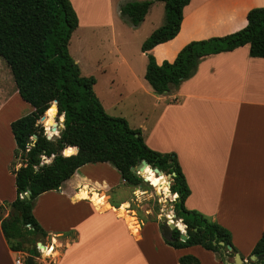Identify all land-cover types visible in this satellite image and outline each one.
Segmentation results:
<instances>
[{
  "label": "crops",
  "instance_id": "1",
  "mask_svg": "<svg viewBox=\"0 0 264 264\" xmlns=\"http://www.w3.org/2000/svg\"><path fill=\"white\" fill-rule=\"evenodd\" d=\"M70 1L79 27L91 20L105 21L97 9L101 4L108 6V24L112 25L114 0ZM143 1L153 2L148 16L158 0H116L118 13L125 3ZM84 4L92 5L90 11L97 13L89 11L86 22L80 8ZM254 8H264V0H191L183 11L179 34L151 54L159 65L174 62L188 43L246 27L247 15ZM127 68L133 72L132 65ZM151 98L154 115L146 144L157 152L177 155L191 191L185 207L228 229L245 264L264 232V59L251 57L249 45L207 56L192 78L163 95L151 93ZM32 111L11 72L1 68L0 218L9 216V204L17 198L13 171L21 166L15 160L17 144L11 124ZM108 170L115 176L94 174ZM115 171L109 163L88 164L59 190L39 196L33 212L47 233L39 242L48 248L34 257L35 264H180V258L197 257L196 250H205L201 246L176 249L166 243L160 221L140 222L132 216L137 189L134 197L117 195L125 182ZM82 193L88 197H81ZM95 195L105 198L104 203H96ZM135 222L138 228L133 230ZM177 223L185 232L182 220ZM207 252L218 259L216 264H231ZM17 257L0 220V264H16Z\"/></svg>",
  "mask_w": 264,
  "mask_h": 264
},
{
  "label": "trees",
  "instance_id": "2",
  "mask_svg": "<svg viewBox=\"0 0 264 264\" xmlns=\"http://www.w3.org/2000/svg\"><path fill=\"white\" fill-rule=\"evenodd\" d=\"M161 1L165 4V24L141 47L148 58L145 79L156 94L163 95L192 78L202 59L210 55L249 45L251 57L264 59V8H254L249 11L248 24L243 29L223 37L191 42L174 62L164 61L159 65L151 51L179 34L183 11L191 0ZM151 5V1L128 2L121 6V15L138 27ZM79 23L70 0H0V58L9 66L21 98L33 108L30 114L11 124L17 144L15 160L21 166L13 171L17 198L9 204V216L0 218L11 250L40 257L36 243L47 233L34 215L36 200L44 193L59 190L80 168L109 163L128 186L143 185V177L158 186L164 178L156 176L150 168L143 177L132 172V168L145 160L151 168L172 177L170 190L165 187L164 191L166 195H177L172 203L175 215L182 220L189 236L185 242L180 240V230L184 231L185 227L179 223L180 230H174L166 243L176 249L201 246L217 254L223 262L235 257L239 251L233 245L231 232L185 207L191 191L177 155L151 149L140 129H133L125 118L106 112L94 89L96 79L82 74L69 50ZM45 114L47 129L54 126L57 115L63 119L58 134L52 138L40 122ZM65 149L67 156L63 154ZM28 192L30 198H20ZM169 219L172 221L173 217ZM47 248H42L43 253ZM251 255L259 258L255 264H264V257L260 258L264 256V232ZM179 263L200 264V260L189 255L180 258Z\"/></svg>",
  "mask_w": 264,
  "mask_h": 264
},
{
  "label": "rangeland",
  "instance_id": "3",
  "mask_svg": "<svg viewBox=\"0 0 264 264\" xmlns=\"http://www.w3.org/2000/svg\"><path fill=\"white\" fill-rule=\"evenodd\" d=\"M157 2L145 21L138 27L133 26L128 18L118 13L117 5L119 2H116V0L112 4L115 10L111 16V26L108 24L110 22L108 6L105 4L98 5L97 9L100 11L99 17L105 21L96 23L91 20L90 24L81 25L73 33L69 46L70 53L79 64L82 74L96 79L94 89L106 112L113 117L125 118L131 128L141 130L146 140L148 134L151 132V115H154L152 108L153 100L151 98V93L154 92L145 79L148 58L142 52L141 47L153 31L165 24L166 14L164 4L161 0ZM161 7L162 9H159ZM80 8L84 18L83 22H86L88 12L90 9H93V6L84 4ZM93 10L89 13L92 14L94 12L97 14ZM177 48L178 46H176ZM121 59H124L125 63H122ZM130 65H132L133 72L127 68ZM4 67L7 71L11 72L6 61L0 58V69ZM62 121L58 117L55 118L57 128L61 127ZM44 126L46 127L47 134H58V131L53 132V126H50L49 129H47L46 123ZM107 173L110 175H107ZM94 174L104 177H111V174L115 176L110 170L107 172L96 171ZM116 174L120 177L118 172ZM162 177L164 178V186L170 190V176L164 174ZM143 178L146 179L145 177ZM161 188L152 185L146 180L143 185L135 187L137 193L134 195L135 198L132 206L134 213H132V216L138 218L140 222L157 220L162 223L160 220L162 215L171 216L174 221H179L175 218L174 206L172 204L176 197H173L171 194L166 195L164 188ZM133 190L134 187L132 186L121 185L117 188V195L134 197L132 195ZM81 197H88V194L82 193ZM94 201L98 204L104 203L105 198H98L95 195ZM132 225L133 230L138 228L136 227V222ZM180 232L184 233V231ZM196 252L202 264H216L218 262V259L208 255L209 252L206 250H196ZM248 256V261L245 264H255L256 261L251 260L252 255ZM217 257L221 260L219 256ZM235 259L236 255L235 257H230L228 261L233 264Z\"/></svg>",
  "mask_w": 264,
  "mask_h": 264
},
{
  "label": "water",
  "instance_id": "4",
  "mask_svg": "<svg viewBox=\"0 0 264 264\" xmlns=\"http://www.w3.org/2000/svg\"><path fill=\"white\" fill-rule=\"evenodd\" d=\"M55 105H56V107H57V104L55 103ZM47 115L45 114L44 115V117L41 119V123H46V120H47ZM52 130L54 131V132H56V131H58V128H57V124L55 123V125L53 126V128H52ZM54 135L53 134H51V135H49V138H52ZM77 151H78V149H77ZM65 152H66V149L63 151V154L65 155ZM65 156H67V155H65ZM147 168H150L152 171H153V173L156 175V176H158V177H162V176H164V173L161 171V170H159V169H157V168H155V169H153V168H151L150 166H149V164H148V162L147 161H142L141 162V164H139L137 167H134V168H132L131 170H132V172L133 173H135L136 175H139V176H142L143 174H145V170L147 169ZM144 180H146L147 181V179H144ZM170 180H171V182H172V177L170 176ZM171 186V185H170ZM171 193V192H170ZM30 196H31V194H30V192H28V195H27V197L28 198H30ZM175 218H176V215H175ZM160 220L162 221V223L164 224V227H163V236L166 238V239H171L172 238V234H173V231L174 230H176V229H178L179 230V228H178V223L176 222V221H174V220H170L169 219V217H167L166 215H162L161 217H160ZM188 234H187V231H185L184 233H181V236H180V240L181 241H183V242H185L187 239H188ZM222 246H224V243L223 242H221L220 243ZM35 246L34 245H32L31 246V249H33ZM36 247H40V248H46V246L44 245V244H42V243H40V242H38L37 244H36ZM228 250L229 251H232V247L231 246H228ZM264 256H261L260 258H263ZM251 260L252 261H257V260H259V258L258 257H256V256H251ZM26 264H35V262H34V257L33 256H28L27 257V259H26ZM234 264H243V258L241 257V255L240 254H236V259L234 260Z\"/></svg>",
  "mask_w": 264,
  "mask_h": 264
},
{
  "label": "built area",
  "instance_id": "5",
  "mask_svg": "<svg viewBox=\"0 0 264 264\" xmlns=\"http://www.w3.org/2000/svg\"><path fill=\"white\" fill-rule=\"evenodd\" d=\"M27 195H28V193H25V194H21L20 195V198H24V197H27ZM37 249H38V251L40 252V253H42L43 252V250H42V248H40V247H37ZM29 256V254L28 253H26V252H18V257H17V259H16V264H26V259H27V257Z\"/></svg>",
  "mask_w": 264,
  "mask_h": 264
},
{
  "label": "bare ground",
  "instance_id": "6",
  "mask_svg": "<svg viewBox=\"0 0 264 264\" xmlns=\"http://www.w3.org/2000/svg\"><path fill=\"white\" fill-rule=\"evenodd\" d=\"M167 180V179H166ZM165 184L162 182V183H160L158 186L161 188V189H163V188H165L166 186H164Z\"/></svg>",
  "mask_w": 264,
  "mask_h": 264
}]
</instances>
